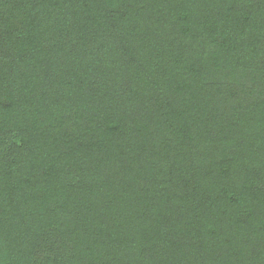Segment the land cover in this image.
Instances as JSON below:
<instances>
[{
  "label": "trees",
  "instance_id": "16d2710c",
  "mask_svg": "<svg viewBox=\"0 0 264 264\" xmlns=\"http://www.w3.org/2000/svg\"><path fill=\"white\" fill-rule=\"evenodd\" d=\"M0 264H264V0H0Z\"/></svg>",
  "mask_w": 264,
  "mask_h": 264
}]
</instances>
